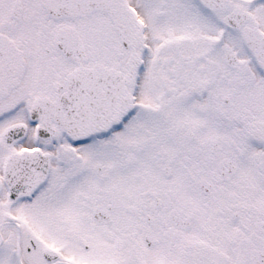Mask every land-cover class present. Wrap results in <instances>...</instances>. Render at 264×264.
Returning a JSON list of instances; mask_svg holds the SVG:
<instances>
[{"label":"flooded vegetation","instance_id":"obj_1","mask_svg":"<svg viewBox=\"0 0 264 264\" xmlns=\"http://www.w3.org/2000/svg\"><path fill=\"white\" fill-rule=\"evenodd\" d=\"M0 35V264H264V0H0Z\"/></svg>","mask_w":264,"mask_h":264},{"label":"water","instance_id":"obj_2","mask_svg":"<svg viewBox=\"0 0 264 264\" xmlns=\"http://www.w3.org/2000/svg\"><path fill=\"white\" fill-rule=\"evenodd\" d=\"M43 5L52 15H60L67 17H84L94 11H102L111 5L119 4L120 0H42ZM17 66L16 48L13 43L6 37L0 35V87L7 80L9 75ZM89 76L87 75V80ZM100 101L98 98L87 97V102L84 100V106L89 110H99ZM107 110L121 109L118 104L113 108V103L110 99L107 102ZM67 105L66 102H64ZM87 105V106H86ZM96 106V107H94ZM85 108V109H86ZM100 111V110H99ZM124 114H66V121L62 129L69 136H84L91 135L95 131H100L106 125H110L118 121ZM62 114H60V118ZM18 157L14 155L12 159Z\"/></svg>","mask_w":264,"mask_h":264}]
</instances>
